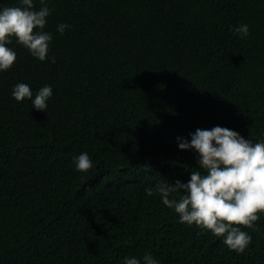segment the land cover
<instances>
[{
    "label": "trees",
    "instance_id": "trees-1",
    "mask_svg": "<svg viewBox=\"0 0 264 264\" xmlns=\"http://www.w3.org/2000/svg\"><path fill=\"white\" fill-rule=\"evenodd\" d=\"M45 3L48 59L11 38L17 59L0 71V264H123L146 252L159 264H264V213L239 226L252 239L238 253L145 192L198 167L177 137L220 126L264 141V0ZM18 83L33 99L51 86L46 110L17 102ZM84 152L87 173L74 159Z\"/></svg>",
    "mask_w": 264,
    "mask_h": 264
},
{
    "label": "clouds",
    "instance_id": "clouds-1",
    "mask_svg": "<svg viewBox=\"0 0 264 264\" xmlns=\"http://www.w3.org/2000/svg\"><path fill=\"white\" fill-rule=\"evenodd\" d=\"M36 10L33 0H20V6L0 7V71L13 67L17 56L7 47L15 38L40 61H46L53 37L44 31L50 9L45 0ZM70 26L59 24L61 34ZM240 38L249 35L247 24L233 29ZM55 63V57H52ZM53 95L51 86L45 85L33 99L30 87L18 83L12 90L17 102L31 100L37 111H45L47 101ZM190 141L177 137L180 150H195L199 155L197 168L191 171L190 180L171 184L165 180L145 189L146 195H159L161 202L178 214L180 222L195 224L201 229L223 237V243L232 251L243 253L251 243V236L241 227L253 228L258 214L264 213V141L253 143L239 133L215 126L212 129H196L189 133ZM78 171L87 173L93 167L87 152L75 157ZM171 197V198H170ZM178 197V198H177ZM123 264H159L146 252L142 257L127 256Z\"/></svg>",
    "mask_w": 264,
    "mask_h": 264
}]
</instances>
